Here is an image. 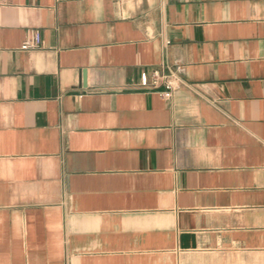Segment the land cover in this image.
<instances>
[{"label":"crops","instance_id":"crops-1","mask_svg":"<svg viewBox=\"0 0 264 264\" xmlns=\"http://www.w3.org/2000/svg\"><path fill=\"white\" fill-rule=\"evenodd\" d=\"M0 264H264V0H0Z\"/></svg>","mask_w":264,"mask_h":264},{"label":"built area","instance_id":"built-area-1","mask_svg":"<svg viewBox=\"0 0 264 264\" xmlns=\"http://www.w3.org/2000/svg\"><path fill=\"white\" fill-rule=\"evenodd\" d=\"M39 38L35 37L31 42H26L23 48L37 46ZM181 83V79L174 71H164L162 69H152L143 71L140 74L138 85L141 89L149 91H159L163 96L170 97Z\"/></svg>","mask_w":264,"mask_h":264}]
</instances>
